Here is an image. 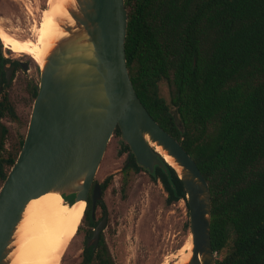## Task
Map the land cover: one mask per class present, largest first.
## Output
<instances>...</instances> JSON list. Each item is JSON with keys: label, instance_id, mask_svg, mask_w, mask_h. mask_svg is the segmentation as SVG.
Wrapping results in <instances>:
<instances>
[{"label": "trees", "instance_id": "16d2710c", "mask_svg": "<svg viewBox=\"0 0 264 264\" xmlns=\"http://www.w3.org/2000/svg\"><path fill=\"white\" fill-rule=\"evenodd\" d=\"M124 6L134 91L208 183L216 264H264V0H125ZM3 64L0 43V73ZM160 82L168 100L159 95ZM4 111L0 99V118ZM114 135L121 136L118 127ZM24 137L18 135L10 149L1 142L0 187ZM121 146L125 170L142 169L129 146ZM158 158L164 169L156 166L149 176L161 184L167 207L184 202L187 232L183 185ZM96 264L114 263L103 251Z\"/></svg>", "mask_w": 264, "mask_h": 264}, {"label": "water", "instance_id": "95a60500", "mask_svg": "<svg viewBox=\"0 0 264 264\" xmlns=\"http://www.w3.org/2000/svg\"><path fill=\"white\" fill-rule=\"evenodd\" d=\"M125 0H75L73 23L61 26L39 66V84L18 156L0 187V264H10L15 233L28 203L49 193L70 204L84 201L116 127L139 166L164 169L160 147L179 171L188 206L192 255L186 264H216L211 246L208 183L181 144L141 104L125 56ZM174 123L182 124L172 111ZM0 124V147L2 142ZM93 205L100 197L93 186ZM103 223L97 226L96 241Z\"/></svg>", "mask_w": 264, "mask_h": 264}, {"label": "rangeland", "instance_id": "374dc122", "mask_svg": "<svg viewBox=\"0 0 264 264\" xmlns=\"http://www.w3.org/2000/svg\"><path fill=\"white\" fill-rule=\"evenodd\" d=\"M47 2L48 0H0V26L18 40L31 39V28L40 22L42 11L48 8ZM73 3L75 0H65V14L68 17V9ZM1 49L7 50L2 44ZM23 55L36 65L39 73V64L30 56ZM37 79L39 84V77ZM20 90L19 83H15L12 94L16 111H26L30 116L33 103L22 105L24 96ZM158 90L159 95L168 100L166 83L160 82ZM0 122L8 129V135L2 138V143L5 149H10L17 138L14 135L15 126L7 118ZM122 142L121 136L113 134L95 176L98 182L112 176V184L102 201L110 215L106 238L113 262L163 264L166 257L170 259L171 255L184 246L189 236V230L186 232L183 229L187 220L185 204L180 201L167 207L166 194L161 184L154 182L146 171L132 175L125 194H119L120 169L126 159V153L120 152ZM82 237V233H79L69 242L60 264L78 263Z\"/></svg>", "mask_w": 264, "mask_h": 264}, {"label": "bare ground", "instance_id": "6f19581e", "mask_svg": "<svg viewBox=\"0 0 264 264\" xmlns=\"http://www.w3.org/2000/svg\"><path fill=\"white\" fill-rule=\"evenodd\" d=\"M47 7L42 11L40 22L31 28V39L18 40L0 26V42L4 49L26 54L40 67L55 42L65 35L61 26L73 23L72 18L65 14V0H48ZM153 147L167 163L180 170L160 147ZM85 207L84 201L68 204L56 193L30 201L15 233L10 264H60L67 245L77 233ZM191 255L189 235L184 246L170 259L166 257L163 264H186Z\"/></svg>", "mask_w": 264, "mask_h": 264}, {"label": "flooded vegetation", "instance_id": "af4514ba", "mask_svg": "<svg viewBox=\"0 0 264 264\" xmlns=\"http://www.w3.org/2000/svg\"><path fill=\"white\" fill-rule=\"evenodd\" d=\"M1 56L4 59V64L2 66V71L0 73V99L7 104L8 111H4L2 117L7 118L14 124V135L26 134L28 122H29V113L21 110L20 112L16 111L14 96L12 94V89L15 83H19L20 91H22L23 96L22 105L28 106L29 103H33L35 97L34 94H37L36 87L38 88L37 77H40L36 65L23 54H16L10 50L1 49ZM39 75V76H38ZM1 124V122H0ZM2 134L8 135V129L2 125ZM3 138V136H2ZM122 147V146H121ZM121 152V150H120ZM125 153V152H123ZM127 157V153H126ZM125 163L120 169L121 174V183L119 185L118 193L123 195L126 192L129 179L132 175L138 174L141 171H146L149 175V171L144 169L134 171V170H125ZM141 167V166H140ZM152 173V172H151ZM97 184L100 189V197L97 198L95 204L93 205V186ZM112 184V176L106 177L104 180L98 182L96 179L93 181V186L90 189L87 204L84 210V214L81 220V223L77 229L76 235L82 233V242L81 248L79 251V261L76 264H96L97 258L102 257L103 251L110 257L113 262L110 248L108 245V240L106 238V230L108 228L110 215L107 209L104 206L102 201L103 195L108 190L109 186ZM85 211L88 212L87 216L84 217ZM89 217V218H88ZM103 223V228L100 231L97 240L93 239L94 231L97 226ZM75 235V236H76ZM92 255L94 259H90L89 256ZM98 256V257H97ZM114 263V262H113Z\"/></svg>", "mask_w": 264, "mask_h": 264}]
</instances>
